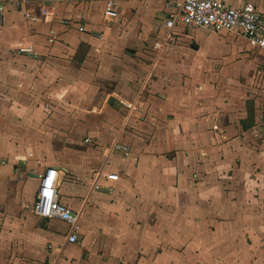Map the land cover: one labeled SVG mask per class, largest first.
I'll use <instances>...</instances> for the list:
<instances>
[{
  "label": "crops",
  "instance_id": "crops-1",
  "mask_svg": "<svg viewBox=\"0 0 264 264\" xmlns=\"http://www.w3.org/2000/svg\"><path fill=\"white\" fill-rule=\"evenodd\" d=\"M117 1L109 19L105 0H0V264H255L259 225L235 183L260 176L264 107L247 124L222 76L208 75L201 40L217 33L199 28L207 37L191 43L194 28L179 24L169 38L164 0ZM223 1L264 13V0ZM29 44L38 57L16 53ZM120 98L139 112L125 119ZM115 142L130 155L111 153ZM52 169L78 215L77 243L66 223L34 212L39 175ZM102 171L118 179L93 190Z\"/></svg>",
  "mask_w": 264,
  "mask_h": 264
},
{
  "label": "built area",
  "instance_id": "built-area-1",
  "mask_svg": "<svg viewBox=\"0 0 264 264\" xmlns=\"http://www.w3.org/2000/svg\"><path fill=\"white\" fill-rule=\"evenodd\" d=\"M52 1L63 4L67 8H73L75 4L85 0ZM164 1L165 7L168 9L165 23L169 29V38H171L172 30L182 24L189 28H202L213 33L232 31L246 41L249 50L260 52L264 50V13H261L255 4L250 1L239 6L227 4L223 0ZM16 3L20 5V1ZM1 10L2 8H0ZM52 10L53 8L50 11H43L45 19L48 21H52L54 18ZM104 15L109 19L119 16L117 0H105ZM62 23L68 28L77 26L79 32H86V28L74 19H64ZM97 37L102 38L103 33H99ZM15 51L18 54L38 57V53L31 44L19 46L15 48ZM117 110L125 119H128L139 112V102L135 98H120ZM110 151L128 157L131 148L123 143L115 142ZM101 178L116 181L118 175L113 172L102 171L98 173L93 182V190L102 189L99 183ZM33 209L35 214L43 220L56 219L66 223L69 226L67 241L70 243L78 242V215L74 214L59 200L56 169L47 170L39 175V188Z\"/></svg>",
  "mask_w": 264,
  "mask_h": 264
},
{
  "label": "rangeland",
  "instance_id": "rangeland-1",
  "mask_svg": "<svg viewBox=\"0 0 264 264\" xmlns=\"http://www.w3.org/2000/svg\"><path fill=\"white\" fill-rule=\"evenodd\" d=\"M207 33L202 29L194 28L193 30L190 29L187 37L190 39L189 42L193 43V39L200 40L206 38ZM201 41L202 45H208L207 51L211 55L209 57L208 75L212 76V74L218 73V75L222 76V90L225 96L230 99L225 101H237L236 104L241 109L247 110V124H252L253 120H256L258 110L264 107V53L249 50L246 41L232 31H222L221 33L214 34V38L211 40L207 41L204 39ZM258 99L262 103L260 107L256 103ZM261 148L260 153L264 154V146ZM257 159L253 163V173L255 171L256 173L259 172L260 176L243 178L241 182L236 180L235 184L239 185L249 194L247 202H253L248 206L253 210L255 216L253 219L256 220V223H253L259 226L256 229L255 243H252L250 247H255V251L258 254L255 257V264H264V198L262 197L264 195V156L260 155ZM228 172L229 170L225 171L224 175L226 176ZM225 180L229 179L226 178ZM243 235L244 237L242 238H249L247 237L248 233L245 231ZM245 243L244 241L240 245L237 244L236 249L239 247L246 249ZM208 245L211 247L219 246L216 243H209ZM227 248L225 245L223 246V250ZM224 260L221 258L215 260L213 258L207 261L208 263H217ZM229 261L240 262L242 260L234 258ZM253 262V259L250 258V263L248 259L247 261H242L241 264H252Z\"/></svg>",
  "mask_w": 264,
  "mask_h": 264
}]
</instances>
